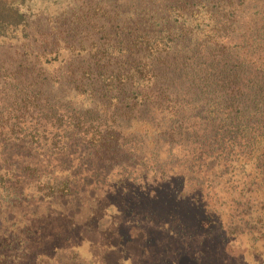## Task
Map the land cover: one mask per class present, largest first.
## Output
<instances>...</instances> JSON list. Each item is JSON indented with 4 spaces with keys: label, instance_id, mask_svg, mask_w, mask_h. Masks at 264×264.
Masks as SVG:
<instances>
[{
    "label": "trees",
    "instance_id": "trees-1",
    "mask_svg": "<svg viewBox=\"0 0 264 264\" xmlns=\"http://www.w3.org/2000/svg\"><path fill=\"white\" fill-rule=\"evenodd\" d=\"M21 144L66 176L40 199L74 196L99 166L151 187L130 200L160 222L156 260L188 253L174 234L195 235L207 207L264 264V0H0V209L38 182Z\"/></svg>",
    "mask_w": 264,
    "mask_h": 264
},
{
    "label": "rangeland",
    "instance_id": "rangeland-1",
    "mask_svg": "<svg viewBox=\"0 0 264 264\" xmlns=\"http://www.w3.org/2000/svg\"><path fill=\"white\" fill-rule=\"evenodd\" d=\"M26 145L14 146L13 151L26 157L27 153L33 151ZM27 159L31 167H42V164H38L40 158L37 154ZM51 162L54 163L48 158L47 164L50 165ZM2 165L0 163V168ZM49 172V167L45 164L40 172L37 171L31 177L30 181L38 179V182L35 180V186L28 185V191L18 192L19 198L12 205L0 209V264H170L169 255L167 261H164L165 255L159 260L153 254L150 255L149 248L152 247L153 240L159 239L155 238L160 227L159 220L151 213L148 220L145 210L135 209V204L130 200L137 198L139 193L143 197L151 198L148 196L152 193L151 187L140 189L133 180L120 183L122 177H119L118 172L99 166L98 174L93 176L91 173L87 184L75 189L77 192L74 196L62 199L42 195L40 199V189L42 194H49L52 189L60 191L62 181L59 179L66 177L63 174H58V178L50 176ZM38 173L41 180L37 178ZM0 175L5 173L0 171ZM153 179L145 177L149 185L153 184ZM27 183L22 182L19 186L26 188ZM32 190L36 194L33 192L34 197L27 198L26 195H32ZM11 193V190L0 189V202L4 199L9 201ZM219 195L220 198L224 197L223 194ZM75 196L78 197L74 198ZM220 198V202L229 200ZM219 207L217 205L215 211ZM203 209L198 213L200 223H191L196 225L191 228L195 235L184 234L180 230L175 232L174 236L180 238L177 243L188 247V253L179 249L180 254L174 260L175 264H190L191 260L199 256L200 264H218L214 258V248L211 244L206 245L211 249L204 248L205 242L201 240L205 232L210 231L212 235L206 237L211 238L215 237L214 233L221 235L222 228L226 227L224 223L214 222V208ZM198 225L201 226L198 228ZM76 228L80 230L75 231ZM165 239H170L168 233ZM220 240V246L226 252H223L225 257L222 264H236L235 261L245 264L247 258L254 261L246 235H240L229 242L224 240V236ZM142 242H146V248L142 246ZM200 251L204 254L199 253ZM230 252L247 257H234Z\"/></svg>",
    "mask_w": 264,
    "mask_h": 264
}]
</instances>
